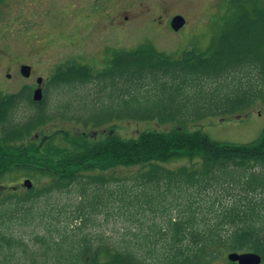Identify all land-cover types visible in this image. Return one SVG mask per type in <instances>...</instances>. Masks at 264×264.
Returning <instances> with one entry per match:
<instances>
[{"label": "trees", "instance_id": "1", "mask_svg": "<svg viewBox=\"0 0 264 264\" xmlns=\"http://www.w3.org/2000/svg\"><path fill=\"white\" fill-rule=\"evenodd\" d=\"M240 4L226 42L223 33L180 56L144 44L117 51L99 71L70 60L56 67L39 99L29 85L0 93V264H207L224 250L256 251L264 261V134L231 143L189 127L195 108L199 118L234 113L263 96L264 5ZM89 84L94 89L81 94ZM52 89L68 95L53 101ZM59 115L85 125L124 117L174 125L104 138L47 133ZM21 170L48 179L4 191L6 174ZM71 193L76 200L57 210L47 202ZM110 208L126 211L132 236L111 242L105 231L84 230L100 213L107 220ZM65 210L62 231L51 219ZM42 220L33 236L14 230Z\"/></svg>", "mask_w": 264, "mask_h": 264}, {"label": "rangeland", "instance_id": "2", "mask_svg": "<svg viewBox=\"0 0 264 264\" xmlns=\"http://www.w3.org/2000/svg\"><path fill=\"white\" fill-rule=\"evenodd\" d=\"M236 1L0 0V93L16 92L29 85L33 88L34 94H40L56 67L70 60L86 63L95 71H99L111 64V59L117 51L135 49L144 44L173 56H180L184 50L190 48L205 49L213 39H219L223 33L227 34L224 37L226 42L232 34H228V22L242 6L240 2L249 3L252 0ZM255 1L264 5V0ZM176 14L185 17L184 24L178 29L171 21ZM23 63L31 64L30 76L21 72ZM39 77H42L41 82L38 81ZM260 85L264 92L263 83ZM93 89V84H89L88 87L79 89V92L83 94L85 90L91 92ZM66 95L68 94L63 93L58 96L57 89L54 91L52 89L50 99L53 101L57 97L65 99ZM164 98L169 99L166 96ZM79 100L77 97L73 104L76 105ZM197 112L202 111L197 108L193 110L192 114L198 119L191 120L189 127H202L212 138L220 141L247 143L257 140L264 134V93L252 106L238 112H220L201 118H199L201 113L195 114ZM196 120L198 121L195 123ZM173 125L172 122H161L157 119L125 117L114 118L101 125L93 123L85 125L82 121L59 115L44 126V130L47 133L50 131L74 133L75 130H79L88 135L95 134L98 138H104L111 131L124 136H135L143 129L168 130ZM43 134L44 132L40 135ZM25 172L21 170L7 173L3 178L4 191L8 192L11 187L16 191L25 190L28 187L24 184L25 177L31 178L37 185L48 179L47 175L36 178ZM55 196L47 201L54 204V210H57V205L62 201L68 200L72 203L76 200L72 193ZM44 199L38 202L40 208L43 204L46 205ZM70 207L67 205V208ZM109 211L107 220L105 213H100L93 220V224L84 230L91 231L94 235L105 231L111 242L122 241L120 239L122 235L132 236L136 228L131 231L127 229L130 222L126 211L118 208H110ZM149 216L142 215V218L147 220ZM59 217L52 218L51 221L63 231L66 210ZM44 224L42 220L39 225L21 227L15 225L14 230L30 237L42 230ZM58 233L61 231L55 230V234ZM94 242H97L96 238ZM229 252L224 250L219 257L207 264H235L228 257ZM17 254L20 255V259H27L28 255H32L28 252Z\"/></svg>", "mask_w": 264, "mask_h": 264}, {"label": "water", "instance_id": "3", "mask_svg": "<svg viewBox=\"0 0 264 264\" xmlns=\"http://www.w3.org/2000/svg\"><path fill=\"white\" fill-rule=\"evenodd\" d=\"M172 25L178 29L181 27L185 22V17L182 14H176L172 17ZM32 70V66L29 63L21 64V72L26 75L30 76ZM42 77L38 78V81L41 82ZM43 92V91H42ZM42 92L40 94H34V97L39 99L42 97ZM24 184L28 187L33 185V181L31 178L26 177L24 178ZM228 257L232 260H237L239 264H264L262 262V256L260 253L256 251H237L232 250L229 252Z\"/></svg>", "mask_w": 264, "mask_h": 264}, {"label": "flooded vegetation", "instance_id": "4", "mask_svg": "<svg viewBox=\"0 0 264 264\" xmlns=\"http://www.w3.org/2000/svg\"><path fill=\"white\" fill-rule=\"evenodd\" d=\"M31 75V74H30ZM230 259V258H229ZM231 261H233V263H235V264H239V262L237 261V260H232V259H230Z\"/></svg>", "mask_w": 264, "mask_h": 264}]
</instances>
